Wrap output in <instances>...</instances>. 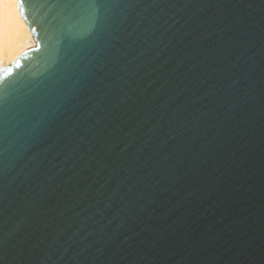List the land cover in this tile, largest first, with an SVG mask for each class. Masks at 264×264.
Masks as SVG:
<instances>
[{"label": "water", "instance_id": "95a60500", "mask_svg": "<svg viewBox=\"0 0 264 264\" xmlns=\"http://www.w3.org/2000/svg\"><path fill=\"white\" fill-rule=\"evenodd\" d=\"M18 5L0 264H264V0Z\"/></svg>", "mask_w": 264, "mask_h": 264}, {"label": "bare ground", "instance_id": "6f19581e", "mask_svg": "<svg viewBox=\"0 0 264 264\" xmlns=\"http://www.w3.org/2000/svg\"><path fill=\"white\" fill-rule=\"evenodd\" d=\"M35 44L21 16L18 0H0V66L9 65L23 50Z\"/></svg>", "mask_w": 264, "mask_h": 264}]
</instances>
